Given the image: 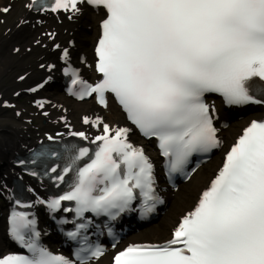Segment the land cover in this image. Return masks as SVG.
<instances>
[{"label": "snow or ice", "instance_id": "snow-or-ice-1", "mask_svg": "<svg viewBox=\"0 0 264 264\" xmlns=\"http://www.w3.org/2000/svg\"><path fill=\"white\" fill-rule=\"evenodd\" d=\"M82 6L105 13L94 48L99 78L88 84L73 72L72 85L79 87L71 94L81 100L94 94L105 108L107 97H113L127 121L155 141L169 183L176 176L191 179L196 170H189L192 158L222 147L217 110L208 102L212 95L229 106L264 105V88L253 87L257 79L264 82V0H29L25 5L39 13H66L69 20L82 15ZM10 11L9 6L0 7L2 14ZM68 57L65 48L61 59ZM53 67L48 65L49 71ZM4 107L13 105L5 102ZM83 123L100 132L91 141L96 150L90 154L86 147L77 149L55 177L63 182L74 173L70 191L37 201L52 211L62 201L75 203L74 209L64 208L81 220L76 231L67 234L80 245L75 261L42 246L35 219L13 210L9 235L28 255H6L0 264H93L105 249L81 235L87 228L85 213L114 221L138 212L147 219L165 203L154 164L144 148L129 140L131 128L112 127L100 117L94 121L85 117ZM70 134L88 139L84 132ZM47 155V150L34 153L31 162ZM85 157L87 161L78 166ZM16 204L31 207L20 200ZM112 264H264V117L249 121L170 239L129 245L112 257Z\"/></svg>", "mask_w": 264, "mask_h": 264}, {"label": "bare ground", "instance_id": "bare-ground-1", "mask_svg": "<svg viewBox=\"0 0 264 264\" xmlns=\"http://www.w3.org/2000/svg\"><path fill=\"white\" fill-rule=\"evenodd\" d=\"M25 2V0H18V2H13L12 0H0V6L4 4L11 5V11L5 17L3 24H0V95L2 98H6L9 94V87L3 85L4 78L8 77L10 73L16 69H23L24 73L29 72V75L23 83L30 81L38 74L33 70L34 64L39 57L46 54L45 50L35 48L34 44H37L35 42L36 40H39L40 43L43 42V40L41 38L40 40L37 36L40 35L43 28H50L51 25H49L48 22H46L39 29L34 28L33 30L31 28H27L26 26H16L20 20H28L31 17L23 8V4ZM19 3L22 4L20 5ZM1 18L2 16H0V19ZM59 37V34H57L56 38ZM32 43L33 46L31 45ZM28 47H31L32 50L29 54H26L24 51ZM15 48H20V52L19 55L13 57L11 53ZM87 107L88 105L83 103L74 111H79ZM244 124L245 123L241 124V126ZM25 128V125L21 123L20 119L15 120L11 118V120L0 121V159L12 158V156L18 152L19 144L25 145L32 141V132H28V128L26 130ZM45 128L49 127L46 126ZM28 135H30V138H27ZM228 135L230 136L229 132ZM207 167L206 174H209L211 168L209 166ZM8 169L9 167L6 168V174L9 171ZM198 171L199 170H197L192 177H194ZM201 184L202 183L198 184L199 187L197 190L203 186ZM202 188L204 187H201L199 190ZM191 201V195L188 196L186 190H184L178 198H175L174 201L171 200L170 203H172L173 206L174 216L187 210L190 207L189 203ZM165 217L166 220L164 222V228L158 231L159 236L162 237L167 233V229L174 224L173 217L168 216L167 214Z\"/></svg>", "mask_w": 264, "mask_h": 264}, {"label": "rangeland", "instance_id": "rangeland-1", "mask_svg": "<svg viewBox=\"0 0 264 264\" xmlns=\"http://www.w3.org/2000/svg\"><path fill=\"white\" fill-rule=\"evenodd\" d=\"M237 130V128H236ZM235 131V128H233L231 131H229L231 134H233ZM233 132V133H232ZM216 161L211 164V167L215 165ZM206 178L205 175H203V172H199V174L187 185L186 192L188 195H195V192L197 189L195 188L196 185L200 181L205 182Z\"/></svg>", "mask_w": 264, "mask_h": 264}]
</instances>
